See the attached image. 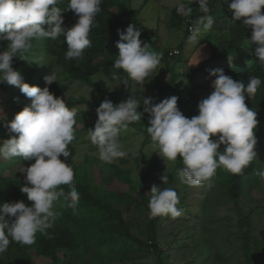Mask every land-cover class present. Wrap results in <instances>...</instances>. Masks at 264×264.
<instances>
[{"label":"clouds","instance_id":"1","mask_svg":"<svg viewBox=\"0 0 264 264\" xmlns=\"http://www.w3.org/2000/svg\"><path fill=\"white\" fill-rule=\"evenodd\" d=\"M233 21H242L251 30L249 42L254 55L264 65V0H225ZM197 3L204 13L195 24L185 19L182 27L186 37L195 40L202 31L214 23L208 0H187L176 6L178 14L188 16ZM58 0H0V42L7 46L0 51V84L16 86L31 104L25 106L6 123L9 138L0 141V158L22 157L34 161L20 172L25 173L21 192L32 203L23 200L0 204V254L5 253L12 241L22 245L35 243L37 233L48 236L61 215L54 209L56 201L63 199L67 206L76 209L79 192L74 183V170L68 164L71 153L68 145L75 139L76 109H70L64 97H58L49 86L58 81L52 70L44 76L45 86L26 82L20 71L13 67L14 57L28 59L26 53L32 41L41 38L57 40L66 38L67 60H81L85 49L91 47L90 31L96 26L95 18L101 11L102 0H69L65 9L57 6ZM71 10L77 17L70 28L64 25L62 13ZM133 24H130V23ZM126 30L118 29L119 49L113 68L127 74L124 84L131 80L144 85L147 78L161 63L162 54L149 50V44L141 40V29L131 21ZM48 28L45 29L44 25ZM194 27L190 30L189 25ZM186 40V39H184ZM178 49L176 54L170 51ZM178 46L168 49L170 56L181 53ZM231 61V57L229 58ZM215 77L214 89L198 103V115L186 117L178 107L179 97L172 95L159 103L154 97L143 98L144 112L149 113L147 132L164 158L168 167L178 157L183 166L178 169L183 182L190 187H212V178L218 168L231 174L243 175L257 157L259 124L258 113L246 104V96H255L262 81L259 76L249 78L247 84L225 74L224 69L209 70ZM113 78L118 79L113 72ZM141 103L134 96L114 103L105 99L96 109L98 119L89 130L91 143L96 147L98 158L113 163L127 156L119 143V136L131 123L139 122L143 113ZM6 121V116L0 117ZM215 137V139L213 138ZM221 145H224L221 150ZM65 159H61V157ZM264 179V170H254ZM163 185L168 174L160 177ZM63 186H67V191ZM149 199V217H179V197L175 189L153 184ZM49 238H51L49 236Z\"/></svg>","mask_w":264,"mask_h":264},{"label":"rangeland","instance_id":"2","mask_svg":"<svg viewBox=\"0 0 264 264\" xmlns=\"http://www.w3.org/2000/svg\"><path fill=\"white\" fill-rule=\"evenodd\" d=\"M179 3H187V0H130V6L134 8L142 6L138 16L140 24L142 28L156 31L157 40L163 50L182 44L184 60L181 63H174V66L182 73H188L196 70L210 58L213 48L217 45L209 39L210 35L213 37L211 28L202 31L195 40H190L191 35L187 38L182 26L172 24V12ZM220 34L222 35L221 32ZM143 42L149 44V42ZM149 50L158 51L151 44H149ZM209 62L204 69L196 71L193 75L192 88L198 96L196 101L192 96L184 100V90L176 93L173 88L166 87L170 72L162 59L143 86L131 80L126 86L123 82L127 79V74L123 70L120 72V77L113 81L104 74L98 73L93 76L96 86H91L78 82L72 83L65 79L60 67L54 66L51 69L64 84L63 92L59 97H64L65 100L70 97H85L87 100L97 101L102 96L101 89L120 92L124 96L119 102L127 100L128 95L131 94L141 95L139 99L141 104L146 97H154L155 102L159 103L164 98L179 95L178 101L182 102L178 105L179 109L186 117L191 118L199 114L198 103L214 90L211 87V81L215 77L210 75L209 70L222 68L225 74L235 80L234 75L230 73L231 68L223 60L215 59ZM38 63L42 69L46 65V58L39 57ZM185 75L177 78L175 82L177 87L185 86L188 80ZM23 103L24 107L30 105L31 98L27 97ZM98 107L99 105L89 103L72 107L76 109L73 143L76 149L74 161L78 174L90 181L98 197L108 199L114 205L121 207L126 226L131 234L144 242H149V201L146 200L150 199L149 192L152 185L156 182L163 183L160 177L166 172L169 175L176 166V162L169 163L167 167L164 158L155 151L156 145L151 140L147 129L139 131L131 124L119 136V143L122 150L127 152V156L110 164L101 161L89 136V130L94 128L79 131L98 119L96 112ZM9 112L7 95L0 94V117L10 118L12 114ZM9 136L10 134L0 138V141ZM257 138L258 155L253 160V176L245 181L238 199L230 198L223 192L221 178L216 175L212 178L211 188L207 185L190 187L183 182L181 175L176 177L174 185L180 194L177 207L181 210V215L176 218L162 216L158 221L156 241L162 249L161 256L153 247L132 240H122L115 243L113 247L105 249L98 245V237L92 235L86 223L88 221L84 220L76 224L73 230L79 244L77 243L73 248L58 250L60 264H161L160 259L164 264H246L243 241L247 231L252 237L253 260L258 264H264V179L254 174V170H264V134ZM33 162L26 161L22 157L0 158V176L24 178L26 174L21 173L20 170ZM121 170L128 172L135 184L136 190H131L133 199H123V196L119 195L130 190L126 181L118 175ZM138 191L145 192V201H137L140 199ZM31 203L30 201L29 205ZM54 209L58 211L59 207L54 205ZM95 215L92 218L99 219L97 214ZM202 245L208 247L203 253L200 252ZM33 255L38 264H53L46 256L37 255L35 252Z\"/></svg>","mask_w":264,"mask_h":264},{"label":"trees","instance_id":"3","mask_svg":"<svg viewBox=\"0 0 264 264\" xmlns=\"http://www.w3.org/2000/svg\"><path fill=\"white\" fill-rule=\"evenodd\" d=\"M69 0H58L57 6L62 10L67 7ZM192 8L191 13L188 16H182L177 13L176 7L173 9L172 24L178 27L182 26L185 19H189L190 22H195L199 17L204 15L199 10L197 3L189 5ZM208 6L210 8V15L214 19V23L211 26V34L209 39L212 43H216V47L212 50V56L202 63L196 70L191 72L182 73L177 70L174 63H181L184 60L183 46L179 44L182 50L180 54L170 56L168 50H163L157 40L155 30H149L142 28L139 21V13L142 8H134L130 6V0H102L101 11L95 18L96 26L90 31L89 38L91 40V47L85 49L83 59L81 60H67L65 59V52L68 50L66 38L60 36L57 40L50 38H41L39 40L34 39L32 41V48L26 53L28 59H21L14 57L13 67L20 71L24 80L29 84H37L40 87L45 86L44 76L52 71V67L57 66L61 68V71L65 75V79L70 82H78L81 84L96 86V82L93 80V76L102 73L112 81L113 72L117 73L120 77L121 70L113 68V63L117 58L119 49L117 47V41L120 39L118 29L126 30L128 23L133 21L136 27L141 29V40L149 42L158 53L162 54V60L166 62L167 69L170 72L169 83L167 88H173L177 93L180 90L185 91L184 100L189 97L198 99L197 94L192 88L193 75L196 71L204 69L209 61L223 60L227 66L231 68V75H234L236 81H243L248 83L249 78L253 76H259L261 78V85L259 86L256 94L252 98L246 96V104L258 113L259 124L256 129V136L264 134V65H261L254 55V46L249 42L251 36V30L243 25L242 21H233L231 19L232 13L228 9V5L225 0H208ZM64 16V25L67 28L73 26L78 17L71 11L62 13ZM45 29L48 25H44ZM222 33V35L220 34ZM154 36V39H153ZM208 37V36H206ZM7 46V41L0 42V51L4 50ZM44 56L46 58V65L40 69L38 58ZM231 57V61L229 58ZM208 69V68H206ZM181 75L187 76L188 80L183 88L176 86L175 82ZM50 91L56 96H60L64 89V84L58 79L50 86ZM102 96L100 100L90 101L85 97H70L65 100L67 106L71 109L73 106L82 103H89L90 105H100L105 99H110L114 103H119L124 95L120 92H109L106 89H101ZM7 95V103L10 109L9 114H12V118L6 119V121H0V138H4L9 135V130L5 126L7 122H10L14 116L23 109V100L27 97L18 90V87L8 85L7 83L0 84V94ZM138 101L141 95L131 94ZM179 96V95H178ZM179 100V99H178ZM141 103V102H140ZM182 102L178 101V105ZM143 113L139 122L131 123L137 130L144 131L149 126V113L144 112V105L141 104L140 109H137ZM193 111V110H192ZM94 121L91 124L85 125L79 131H86L90 128H94ZM215 139V137H213ZM3 140V139H2ZM224 145H221L223 150ZM68 150L71 155L68 158V164L74 170V183L79 192V202L75 210L68 207L66 202L58 200L54 205L59 207L58 212L61 213L59 218L55 221L54 226L48 229V236L37 233L35 243L32 245H22L12 241L8 250L0 254V264H38L34 257V252L40 256L48 257L53 264H60L58 250L63 248H73L76 244H79L76 234L73 232L76 224L81 221H88L89 230L92 235L98 237V245L105 247H113L115 243L124 240L136 241L139 244L153 247L161 256L162 249L159 247L156 237L158 233V221L161 217L149 219V242L137 238L130 233L126 226L125 218L121 207H118L108 199H103L95 194L91 187V183L87 178H82L78 174V168L74 161L76 149L73 141L68 145ZM61 159H65L63 156ZM183 166L182 161L177 159L176 166L170 171L168 177V183L163 185L161 182L155 184L162 187H170L175 189L179 197V190L174 185L176 177L179 175L178 169ZM254 162H252L248 168L245 169L243 175L231 174L228 171L218 168L216 176L221 178V185L223 192L230 198L238 199L241 196V192L245 181L249 177L253 176ZM129 185L130 190L119 194L123 196V199H133L131 192L136 190L135 184L131 179V175L128 172L121 170L118 174ZM25 183L24 178L20 177H3L0 176V204L10 201L23 200L26 204H29L27 194L21 192V186ZM67 191V186H63ZM133 190V191H131ZM140 196L139 202L145 201V192L138 191ZM138 199V198H136ZM146 201H149L148 199ZM97 214L99 219H93ZM96 216V215H95ZM199 217V215H196ZM49 236L51 238H49ZM124 243V242H123ZM125 244H123L124 246ZM78 246V245H77ZM122 246V248H124ZM126 248V247H125ZM208 247L202 245L200 252H204ZM252 237L250 232L247 231L244 234L243 241V254L245 256L246 264H258L253 260L251 255ZM122 250V249H121ZM127 251V250H126ZM161 264H164L162 259Z\"/></svg>","mask_w":264,"mask_h":264},{"label":"built area","instance_id":"4","mask_svg":"<svg viewBox=\"0 0 264 264\" xmlns=\"http://www.w3.org/2000/svg\"><path fill=\"white\" fill-rule=\"evenodd\" d=\"M130 24H133V23L131 22ZM193 27H194L193 25H191V24L189 25V29H190V30H191ZM178 52H179L178 49H174V50L170 51V54L172 55V54H176V53H178Z\"/></svg>","mask_w":264,"mask_h":264}]
</instances>
